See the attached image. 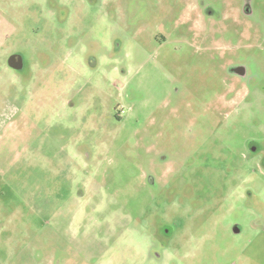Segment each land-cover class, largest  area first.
I'll return each mask as SVG.
<instances>
[{"label":"rangeland","instance_id":"rangeland-1","mask_svg":"<svg viewBox=\"0 0 264 264\" xmlns=\"http://www.w3.org/2000/svg\"><path fill=\"white\" fill-rule=\"evenodd\" d=\"M0 264H264V0H0Z\"/></svg>","mask_w":264,"mask_h":264},{"label":"flooded vegetation","instance_id":"flooded-vegetation-1","mask_svg":"<svg viewBox=\"0 0 264 264\" xmlns=\"http://www.w3.org/2000/svg\"><path fill=\"white\" fill-rule=\"evenodd\" d=\"M14 64L17 65V67H21L22 66V63L20 62L19 58L16 57L14 60H13Z\"/></svg>","mask_w":264,"mask_h":264},{"label":"water","instance_id":"water-1","mask_svg":"<svg viewBox=\"0 0 264 264\" xmlns=\"http://www.w3.org/2000/svg\"><path fill=\"white\" fill-rule=\"evenodd\" d=\"M16 57H18V56H12V58L10 59L9 62H10L11 65H13V67L18 68L17 65H15L14 62H13V60H14ZM18 58H19V57H18ZM19 60H20V58H19ZM20 62H21V60H20Z\"/></svg>","mask_w":264,"mask_h":264}]
</instances>
